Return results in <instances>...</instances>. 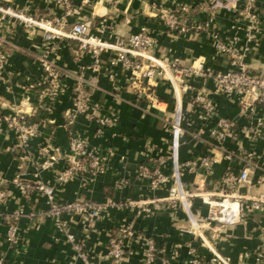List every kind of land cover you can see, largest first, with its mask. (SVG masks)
<instances>
[{"label": "crops", "instance_id": "0c3cea01", "mask_svg": "<svg viewBox=\"0 0 264 264\" xmlns=\"http://www.w3.org/2000/svg\"><path fill=\"white\" fill-rule=\"evenodd\" d=\"M229 2L233 4L231 0H70V13L56 8L51 0H10L3 5L33 17L50 18L52 25L62 31L84 23L87 35L105 42L144 27L153 40L150 53L166 63L177 60L182 68L198 60L211 71L232 70V58L219 51L216 43L232 44L238 60L248 70L264 75V0H254L259 23L251 39L245 22H236L233 9L225 5ZM183 7L186 11L180 12ZM169 13L186 25L185 32L166 28L164 17ZM0 49L7 52L5 72L9 80L0 84V188L5 190L0 202V256L6 264H84L74 243L81 245L91 264H143L142 240L137 239L123 240V259H108L106 240L109 235L117 237L123 226L157 242L166 264H187L192 257L209 262L213 254L227 258L230 264H257L264 203L255 208L253 199L264 198V182L260 180L264 172V100L248 108L237 96L218 92L211 79L193 76L187 79V90L176 94L170 82L158 74L147 82L148 93L137 94L132 88L133 73L116 61L115 53L100 51L94 57L78 49L74 41H48L42 29L26 27L10 17L0 16ZM43 55L64 74L53 98L39 95L37 90L43 78ZM78 76L83 80L95 77V84L86 112L75 115L67 124L65 115L72 107V88ZM199 95L212 103L211 116L194 101ZM14 111L33 118L36 132L27 148L1 119ZM220 117L233 120L236 126L233 137L223 144L228 158L211 135ZM99 118L109 122L100 127ZM71 134L82 140L87 151L103 155L106 160L100 175L91 177L82 170L60 184L57 175L73 158L68 149ZM43 146L56 154L55 163L48 169L40 167L37 155ZM206 155L214 158L209 168L197 164L192 171L175 173L179 163L198 161ZM159 158L164 160V174L173 176L183 190L193 195L174 209L163 205L149 213L122 205L125 200L166 195L165 188L151 191L137 177L140 165ZM245 166L246 184L224 186L231 195L238 196L235 203L242 220L219 225L215 239L206 226L190 232L207 212L199 194L218 191L227 175H236ZM18 183L52 188L58 204L83 200H110L112 204L91 229H85L73 214L62 217L64 225L60 228L47 214L50 204L46 197L36 190L23 192ZM10 215L17 216V245L5 238V218Z\"/></svg>", "mask_w": 264, "mask_h": 264}, {"label": "built area", "instance_id": "2783aa9c", "mask_svg": "<svg viewBox=\"0 0 264 264\" xmlns=\"http://www.w3.org/2000/svg\"><path fill=\"white\" fill-rule=\"evenodd\" d=\"M10 0H0V16L10 17L24 26L29 28H40L44 31V39L51 41L69 40L76 42L78 49L82 51L91 52L96 57L100 51H111L115 53L116 61L121 66L133 73L132 88L135 93L146 94L150 91L148 81L153 75L158 74L164 77L173 86L174 91L178 94L180 91L187 90V79L191 76L200 78H209L212 80L215 89L228 96H237L241 104L248 108H253L254 103H261L264 100V75L255 74L248 70L238 60V55L232 44H225L217 42L216 48L227 54L232 58L235 68L226 70L224 72L211 71L205 68L201 61L195 60L188 68H182L178 65L177 60L166 63L154 57L150 50L153 46V40L146 28L140 27L136 32L126 34L125 36H115L113 41L105 42L97 37H92L86 34V26L84 23H75L68 31H62L52 25L50 18L33 17L25 12L13 10L8 5ZM56 8H60L65 13L73 11L70 0H51ZM231 3L225 5L233 9L235 13L236 22H245L246 34L248 38H252L257 31L259 23V14L255 9L254 0H231ZM186 8H180V12H185ZM176 15L169 13L164 17L166 28L172 31L183 33L186 31V25L177 22ZM7 52L0 49V84H7L9 82L8 76L5 72ZM41 67L43 70V78L40 83L41 88L39 95H48L53 98L57 94V86L61 78L64 76L63 72L59 70L49 59L43 55L40 58ZM97 65H93L95 71ZM95 84V77L83 80L77 77L75 85L72 88V107L66 112V123L70 124L72 119L77 114H82L87 110V102L90 92ZM194 101L199 104L208 115L213 114L212 103L203 95L196 96ZM27 113L22 111H14L12 114L1 117L2 121L11 128L20 138L22 147L29 146L30 139L35 135L36 129L34 124H27ZM98 125L103 127L109 120L104 118L98 119ZM177 126H175V130ZM235 123L229 118H218L215 126L211 131V135L218 147L223 149V155L228 158L229 153L223 147L224 141L233 137L235 133ZM262 143L264 146V135L262 136ZM68 149L73 158L71 162L57 175V182L60 184L66 183L77 172L85 170L91 177L100 175L103 172L106 157L103 155L93 154L87 151L82 140L73 136H69ZM264 154V148H263ZM37 155L40 159V167L42 169L50 168L56 161V154L50 150L48 146L40 147L37 150ZM214 161L212 156L206 155L198 161L188 160L179 163L175 169V173L180 170L192 171L196 166L200 165L203 168H209ZM164 160L162 158L146 165L142 164L137 170V177L145 182L151 191H156L165 188L166 195L163 197H152L137 200H125L122 205L136 208L139 212L149 213L152 209L165 205L170 209L186 203L193 195L192 193L183 190L180 184L175 182L172 177H168L162 171ZM198 164V165H197ZM248 166L243 167L236 175H227L223 179V186L216 192H203L199 194L200 200L207 206L206 215L202 218L199 224H193L190 232H198L202 227L211 228V238H216V230L219 225L234 224L242 220L239 212L237 201L238 196L231 195L227 192L224 186L229 184H246ZM172 178V180H171ZM260 180L264 182V172ZM169 181H172L169 183ZM169 184V185H168ZM18 186L23 192L36 190L41 192L47 202L50 204L47 214L56 220V226L62 228L64 223L62 217L67 214H73L80 218L85 229L94 227L95 222L102 218L105 209L112 203L110 200L105 202L96 201H73L58 204L54 202V195L52 188L41 185H29L27 183H18ZM1 187V184H0ZM5 190L0 188V202L3 200ZM259 203H264V198L258 197L253 199V207L257 208ZM235 205V206H234ZM16 215H10L5 218L6 231L5 238L7 242L12 245H17L19 237L17 235L16 225L14 220ZM117 237L109 235L106 240L107 256L110 261L118 262L125 256V238L142 240V254L143 264H166L163 259L162 247L151 239H144L140 235L131 230L129 226H123L119 229ZM261 247L256 256L257 264H264V226L259 231ZM67 239L73 242L70 234H67ZM203 242L207 241L203 239ZM73 248L77 255L83 260L84 264H91L87 262V255L82 250L79 243H74ZM218 261L221 264H230L227 258H219L216 254L209 262H200L196 257H192L187 264H210ZM0 264H6L3 256H0Z\"/></svg>", "mask_w": 264, "mask_h": 264}, {"label": "trees", "instance_id": "16d2710c", "mask_svg": "<svg viewBox=\"0 0 264 264\" xmlns=\"http://www.w3.org/2000/svg\"><path fill=\"white\" fill-rule=\"evenodd\" d=\"M42 85H39L38 87H37V90L39 91V89H40V87H41ZM26 122H27V124H34L33 122V118H31V117H26Z\"/></svg>", "mask_w": 264, "mask_h": 264}]
</instances>
